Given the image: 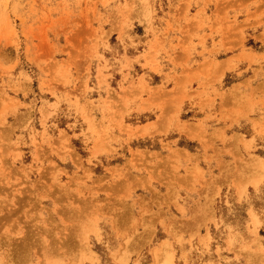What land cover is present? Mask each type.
<instances>
[{
  "label": "rangeland",
  "instance_id": "374dc122",
  "mask_svg": "<svg viewBox=\"0 0 264 264\" xmlns=\"http://www.w3.org/2000/svg\"><path fill=\"white\" fill-rule=\"evenodd\" d=\"M0 264H264V0H0Z\"/></svg>",
  "mask_w": 264,
  "mask_h": 264
},
{
  "label": "bare ground",
  "instance_id": "6f19581e",
  "mask_svg": "<svg viewBox=\"0 0 264 264\" xmlns=\"http://www.w3.org/2000/svg\"><path fill=\"white\" fill-rule=\"evenodd\" d=\"M68 213V212H67ZM70 216V215H69ZM72 237V236H71ZM41 243V242H40ZM42 247V246H41ZM46 248V247H45ZM53 255V254H52Z\"/></svg>",
  "mask_w": 264,
  "mask_h": 264
}]
</instances>
